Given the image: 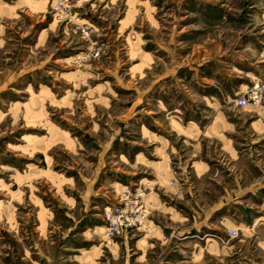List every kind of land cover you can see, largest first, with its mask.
Listing matches in <instances>:
<instances>
[{"label":"rangeland","instance_id":"obj_1","mask_svg":"<svg viewBox=\"0 0 264 264\" xmlns=\"http://www.w3.org/2000/svg\"><path fill=\"white\" fill-rule=\"evenodd\" d=\"M264 0H0V264H264Z\"/></svg>","mask_w":264,"mask_h":264},{"label":"built area","instance_id":"obj_2","mask_svg":"<svg viewBox=\"0 0 264 264\" xmlns=\"http://www.w3.org/2000/svg\"><path fill=\"white\" fill-rule=\"evenodd\" d=\"M264 95V86L261 88L259 85L253 86L249 92L246 93L245 96H241L236 101V104L241 107L245 108L249 106V104H257L260 103Z\"/></svg>","mask_w":264,"mask_h":264}]
</instances>
